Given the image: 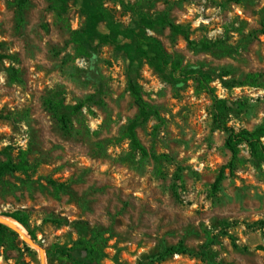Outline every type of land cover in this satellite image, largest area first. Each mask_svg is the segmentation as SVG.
Segmentation results:
<instances>
[{
  "label": "rangeland",
  "instance_id": "rangeland-1",
  "mask_svg": "<svg viewBox=\"0 0 264 264\" xmlns=\"http://www.w3.org/2000/svg\"><path fill=\"white\" fill-rule=\"evenodd\" d=\"M20 1L0 0V164L26 153L30 169L3 178L0 218L26 214L37 240L3 224L0 264H75L53 250L81 241L99 243L94 264H264V156L241 144L234 173L214 189L232 158L217 106L237 132L264 124V0H103L123 29L161 18L182 27L189 41L167 24L146 30L181 63L162 75L111 45L96 60L77 56L82 0L65 13L51 0ZM130 81L152 108L136 133L167 156L159 163L131 148ZM47 100L83 104L68 131ZM180 243L185 254L156 262Z\"/></svg>",
  "mask_w": 264,
  "mask_h": 264
},
{
  "label": "trees",
  "instance_id": "trees-1",
  "mask_svg": "<svg viewBox=\"0 0 264 264\" xmlns=\"http://www.w3.org/2000/svg\"><path fill=\"white\" fill-rule=\"evenodd\" d=\"M53 1L61 11L67 12L68 0H51ZM26 0H21V7H24ZM20 8V15L22 13ZM81 12L85 17L84 26L81 29L74 31L71 35V43L75 47L76 55L79 57H85L91 60H96L99 53V47L102 45H111L118 51L123 52L129 59L131 64L136 62L146 61V63L158 74L162 75L169 67H172L173 71L180 69L181 63L179 61L170 62V56L164 49L162 43L155 37L149 36L146 30L154 29L156 25H168L174 33L183 34L189 41V37L184 33L182 27L169 23L165 18H161V21L142 19V25L140 29L126 28L123 29L117 24L110 16L108 10L104 7L103 0H82ZM102 23L107 25L108 32L102 34L99 27ZM260 34L264 36V23L260 29ZM3 57L0 55V59ZM129 91L134 100V103L138 107V115L133 123L128 127L127 136L131 143L133 151H137L143 158H151L157 163L167 158L166 155H157L156 153H150L147 148L140 142L136 129L140 125L146 123L151 117V106L144 100L141 89L137 83L129 82ZM217 102V101H215ZM217 104V103H216ZM48 111L58 121L61 128L68 131L72 118L77 115L83 108V104L76 106H67L63 100H47L46 102ZM216 106V105H215ZM224 116V107L220 103L217 106V111L214 115L215 125L225 132L226 141L225 146L231 152L232 158L226 167L221 169L219 175L214 183V189L217 191L224 179L226 178V170H229L231 174L234 173L236 166L239 162V146L241 144H247L253 156H264V147L262 146L260 139L264 137V124L258 126L252 131L243 129L235 131L233 128L228 127L225 121L222 119ZM30 169L29 162L27 160V154L22 153L19 162L15 163L11 159L0 164V184L3 182V178L8 173L27 172ZM50 184L55 185L54 181H50ZM16 220L19 224L28 229L32 239L36 241V234L30 229L28 216L24 213L17 212L11 215H7ZM9 232V228L0 223V238L5 233ZM29 249V248H28ZM86 254L82 261H79L74 256L73 252ZM48 257L50 256L49 251ZM99 243L81 241L75 247L71 249L63 247H55L53 254H61L69 257L75 264H94L96 256L99 255ZM186 248L183 243L177 246L168 247L163 253L155 255L156 262L164 261L169 256L175 254H185Z\"/></svg>",
  "mask_w": 264,
  "mask_h": 264
},
{
  "label": "bare ground",
  "instance_id": "bare-ground-1",
  "mask_svg": "<svg viewBox=\"0 0 264 264\" xmlns=\"http://www.w3.org/2000/svg\"><path fill=\"white\" fill-rule=\"evenodd\" d=\"M2 221L6 222L10 227L18 230V232L21 234V236L27 237L26 231L23 228L22 225L15 222V220L10 218H0Z\"/></svg>",
  "mask_w": 264,
  "mask_h": 264
},
{
  "label": "water",
  "instance_id": "water-1",
  "mask_svg": "<svg viewBox=\"0 0 264 264\" xmlns=\"http://www.w3.org/2000/svg\"><path fill=\"white\" fill-rule=\"evenodd\" d=\"M0 223L5 224V225H8L6 222L2 221L1 219H0ZM29 245L31 247H37L36 243L33 240H29Z\"/></svg>",
  "mask_w": 264,
  "mask_h": 264
}]
</instances>
